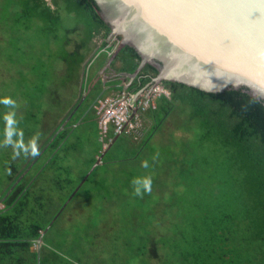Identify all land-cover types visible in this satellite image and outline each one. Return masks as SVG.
<instances>
[{
    "label": "trees",
    "instance_id": "trees-1",
    "mask_svg": "<svg viewBox=\"0 0 264 264\" xmlns=\"http://www.w3.org/2000/svg\"><path fill=\"white\" fill-rule=\"evenodd\" d=\"M8 33L19 35L15 40L22 45L18 44L5 56L3 49L9 44ZM109 34L110 26L100 16L95 0H0V96L7 97L11 93L20 98L16 83L23 89L22 86L34 82L35 88L40 89L53 75H58L59 65L65 67L64 75L70 74V79L79 88L77 101L66 109L64 116L55 118L50 132L42 136L41 124L36 134L37 126L27 129L24 137L31 135L29 143L34 140L35 143L28 144L35 146L27 151L29 159L25 158L21 169L16 167L14 160L6 166L12 175L9 185L0 193V205H3L0 209V264H82L79 259L66 256L45 240L63 212L55 220L52 218L46 222L40 212L43 197L31 190L49 167L54 166L53 170L59 172L65 169L62 161L67 159V155L61 156L62 150H72L68 140L79 125L92 121L99 123L97 107L101 100L122 93L133 97L142 88L152 85L157 71L148 64L139 70L127 87L129 76H123L124 83L118 86H112L113 78L103 83L99 70L107 66L117 43V40H107ZM17 61L22 64H17ZM139 63L140 57L135 50L123 46L105 73L112 69L115 74L131 75ZM92 68L95 79L90 92L105 87L104 93L96 97L92 105L96 120L89 117L74 124L72 118L80 115L78 112L87 103L85 87ZM159 85L168 95L160 94L159 101L150 103L153 106L149 105L144 110L138 108L140 136L120 134L79 189L93 181L99 166L137 160L143 158L146 148L154 152L159 146L164 164L161 167L168 176H172L170 165L179 169L178 177H186L184 183L180 181L182 191L190 194L191 199L185 201L187 210L176 216L175 228L169 229L171 235L160 228L161 218L137 224L129 230L127 246L136 261L159 264L158 251L162 242L164 264H264V103L243 90L210 93L165 80ZM4 86L7 94L1 92ZM52 87L49 85L50 91ZM110 92L114 93L110 95ZM27 123L30 128V122ZM173 127L180 132H175L173 137L175 151L179 145L178 156H174L171 150H163L167 147L166 140H161L163 144L154 145L160 129L169 131ZM43 128L47 129L46 126ZM114 136L110 125L109 133L101 138L103 146L97 156L102 154L105 142L109 144ZM112 153L119 156L107 159L106 156ZM47 154L39 173L37 171L31 177L35 165ZM120 155L122 159H119ZM58 158H61L59 164L55 162ZM97 159L95 157L94 160ZM148 161L158 166L160 160L151 153ZM51 181L57 187L64 186V180L59 176ZM94 183L105 186L99 181ZM127 185L132 186L129 180L126 188ZM43 191L52 193V188ZM111 194H116V190ZM118 194L122 195L121 191ZM30 196H34V202H37L33 207L29 202ZM30 218L34 221L31 222ZM50 223V230L43 236L40 253L38 249L33 251L32 245ZM162 237L164 240L160 239ZM133 240L140 244H130Z\"/></svg>",
    "mask_w": 264,
    "mask_h": 264
},
{
    "label": "rangeland",
    "instance_id": "rangeland-1",
    "mask_svg": "<svg viewBox=\"0 0 264 264\" xmlns=\"http://www.w3.org/2000/svg\"><path fill=\"white\" fill-rule=\"evenodd\" d=\"M18 36L17 34L9 35L8 33L7 41L12 48L10 49L9 44L8 46H4L3 51L5 56L9 52L11 53L18 44L22 45V43H17L15 40ZM117 45H115L112 52L115 51ZM36 54L41 55L40 52ZM16 55L18 56V54ZM19 57L23 60L21 52H19ZM109 60L110 57L107 62ZM16 63L22 64L21 61H17ZM117 66L115 65V67ZM107 67L108 65L99 70L103 83L104 80L115 78L113 79L114 81H111L112 86L121 84L122 79L113 75L115 73L114 70L110 69L107 71V74L105 73V68ZM58 69H60L58 75H53L48 82L41 85L40 89L38 87L35 88L34 82L27 86H22L23 89L18 88L16 83V92L21 93L20 98H17L16 94L12 95L11 93L7 97L3 95L2 98L0 96V109L2 108L3 110L0 111V193L7 188L9 178L12 175V171L6 169L7 164L11 160H14L16 167L21 169L25 158L29 159L27 151L32 150V147L35 146L29 145L35 143V140L29 143L31 135L24 137L27 129L37 126L36 134L38 130L40 131L39 126L41 124L42 136L46 135V132L52 130L51 128L53 127L51 126L55 124V118L64 116L66 109L68 110L77 101L78 86L70 79V74L64 75V66L59 65ZM93 70L94 68L89 72V83L85 87V91L87 89V103L78 112L81 114H77L72 118V122H75L74 124L82 122L89 117L96 120V111L92 108V105L96 97L102 92L104 93L105 87L102 86L103 90L90 92L91 84H93L92 82L95 79ZM64 81L65 83H63ZM49 85L53 86L52 91H50ZM6 90V86H4L1 92L7 94L4 93ZM139 93L137 92L135 95H139ZM32 95L35 97H32ZM60 95L61 100L58 99ZM165 95H168L167 92ZM150 96L151 104L159 101L157 99L159 98L158 95L154 94ZM31 97L33 100H31ZM41 101H43V104ZM27 122H30V128L27 126ZM45 126L47 129L44 130L43 127ZM175 132L180 133L174 127L169 131L160 129L158 138H155L154 145L163 144L164 142L162 143L161 140H166L167 147L162 149L167 152L171 150L174 156H178L180 151L179 145L178 150L175 151V142L173 141ZM101 138L102 134L98 121L79 125L70 140H68V145L73 147L72 150L65 149L61 152V156L67 155V159H63L64 161H62L65 169L59 172L55 171V169L53 170L54 166L49 167L45 175L40 176L32 186V193L38 196L42 195L43 197L41 201L43 208L40 212L43 214L46 222L52 218L55 220L63 212L55 221L53 229L47 234L45 240L66 256H73L79 259L82 264H141V260L138 259L139 261H136L137 258L128 250L127 235L129 230H132L137 224L151 223L161 218L163 221L160 223V228L165 229L171 235L172 233L169 229L171 227L175 228L174 222L176 216L180 215L183 210H187L188 203L185 201L191 199L190 194H184V191H182L183 184L180 183V181L184 183L186 177H178L179 169L171 165L169 169L172 171V176H168V173H165L164 168L161 167L164 165L161 161L162 150L158 146L154 152L150 148H146L143 158L99 166L95 170L96 176L92 179L93 181L88 182L80 190L78 187L83 185L85 181L83 183L82 181L96 164L94 159L97 157L99 148L103 146ZM107 145L108 142H105V147ZM151 153L155 158L160 160L157 163L158 166L148 161ZM48 154L45 155L43 161L35 165L30 174L31 177L37 171L39 173L38 169L46 160ZM118 156L117 153H112L106 157L110 159V157ZM122 158L123 156L120 155L119 159ZM58 160H61V158H58L55 162H58ZM145 162L147 166H145ZM52 165L55 164L53 163ZM86 172L88 173L85 176ZM58 176L64 180L63 187H57L51 181L52 179L55 180ZM167 176L170 178H167ZM128 180L132 186L127 185L128 187L126 188ZM94 181L102 182L103 184L100 185L105 186L96 185ZM146 186L149 190H146ZM48 187L52 188V193H45L43 191V189ZM76 189L80 191H78L79 193L74 198L73 195ZM115 190L116 194H111ZM119 191H121L122 195L118 194ZM188 196L189 199L186 198ZM33 197L30 196L31 199H29L32 207L37 204V202H34L35 197ZM180 201H182V204ZM2 207L3 205H0V209ZM30 214L28 212V215ZM30 219L31 222L34 221L32 218ZM53 220L51 223H53ZM160 239L164 240V237ZM79 241L82 242L77 244ZM130 244L138 245L140 243L133 240ZM162 245L164 244L161 242L158 251V257L161 259V262L159 259V264L165 263V258H163L165 255L161 257ZM41 247L42 245L40 249ZM31 248L33 251H36L38 249L37 243L34 242Z\"/></svg>",
    "mask_w": 264,
    "mask_h": 264
},
{
    "label": "water",
    "instance_id": "water-1",
    "mask_svg": "<svg viewBox=\"0 0 264 264\" xmlns=\"http://www.w3.org/2000/svg\"><path fill=\"white\" fill-rule=\"evenodd\" d=\"M95 2L110 26L107 40L118 44L107 65L123 46L133 48L140 57L133 74H119L129 76L125 87L148 64L157 71L152 85L146 86L149 91L165 80L210 93L243 90L264 103V0ZM119 136L104 146L82 183ZM50 226L36 242L38 253Z\"/></svg>",
    "mask_w": 264,
    "mask_h": 264
},
{
    "label": "built area",
    "instance_id": "built-area-1",
    "mask_svg": "<svg viewBox=\"0 0 264 264\" xmlns=\"http://www.w3.org/2000/svg\"><path fill=\"white\" fill-rule=\"evenodd\" d=\"M139 95L133 97L124 93L117 96L106 97L101 100L97 107V115L99 116V124L102 136L109 133V127L112 125L113 134L134 135L141 134V121L137 113L138 108L141 110L147 108L150 104V95L166 94L160 87H154L150 91L146 88L141 89ZM146 106V107H145ZM136 110L133 114V111ZM103 139V138H102Z\"/></svg>",
    "mask_w": 264,
    "mask_h": 264
},
{
    "label": "clouds",
    "instance_id": "clouds-1",
    "mask_svg": "<svg viewBox=\"0 0 264 264\" xmlns=\"http://www.w3.org/2000/svg\"><path fill=\"white\" fill-rule=\"evenodd\" d=\"M156 87H160V88L162 89V87H161L160 85H158V86H156ZM144 88H145V87H144ZM144 88H143V89H144ZM146 89H148V88H146ZM145 166H147L146 162H145ZM146 190H149L147 186H146ZM137 192H139V190H137Z\"/></svg>",
    "mask_w": 264,
    "mask_h": 264
},
{
    "label": "flooded vegetation",
    "instance_id": "flooded-vegetation-1",
    "mask_svg": "<svg viewBox=\"0 0 264 264\" xmlns=\"http://www.w3.org/2000/svg\"><path fill=\"white\" fill-rule=\"evenodd\" d=\"M113 75H115L117 78H119V77H121V79H122V83H124L123 82V77L122 76H117L115 73L113 74ZM115 76H113V77H115ZM112 77V76H111ZM113 79H115V78H113ZM143 89V88H142ZM140 91V90H139Z\"/></svg>",
    "mask_w": 264,
    "mask_h": 264
},
{
    "label": "crops",
    "instance_id": "crops-1",
    "mask_svg": "<svg viewBox=\"0 0 264 264\" xmlns=\"http://www.w3.org/2000/svg\"><path fill=\"white\" fill-rule=\"evenodd\" d=\"M106 81H107V80H106ZM113 93H114V92H110L109 94L112 95ZM96 158H98V156H97Z\"/></svg>",
    "mask_w": 264,
    "mask_h": 264
}]
</instances>
